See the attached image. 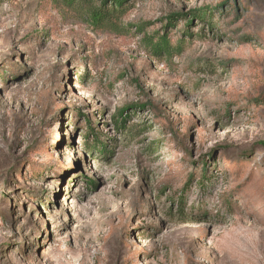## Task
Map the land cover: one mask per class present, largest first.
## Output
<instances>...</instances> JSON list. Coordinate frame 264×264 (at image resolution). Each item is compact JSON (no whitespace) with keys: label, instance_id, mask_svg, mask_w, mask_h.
<instances>
[{"label":"rangeland","instance_id":"obj_1","mask_svg":"<svg viewBox=\"0 0 264 264\" xmlns=\"http://www.w3.org/2000/svg\"><path fill=\"white\" fill-rule=\"evenodd\" d=\"M100 6L0 0V264H264V0Z\"/></svg>","mask_w":264,"mask_h":264},{"label":"trees","instance_id":"obj_2","mask_svg":"<svg viewBox=\"0 0 264 264\" xmlns=\"http://www.w3.org/2000/svg\"><path fill=\"white\" fill-rule=\"evenodd\" d=\"M64 1L68 6L72 7V6L76 5L78 2H80L81 0H64ZM127 1L128 0H101V6L92 13L91 17L95 20V22H98V24H103L104 22H107L110 15H112L113 13H115L117 11H121L122 8L124 7V5L127 3ZM171 17H173V16H171ZM200 18L203 19L202 17H200ZM174 24H175V20H169L168 21L169 26L171 25V27H172ZM185 24H186L187 28L190 26L189 21H185ZM142 30H144V27L142 29H140V31H142ZM147 45L151 48L152 52L157 56H160L162 54L167 56L171 52L168 34H164V35L160 36L157 41H154L153 38L148 39ZM92 132H93V128L90 127V125H88L87 140H88L90 135H94V132L93 133ZM99 140L100 139L96 136L93 140V144L94 145H101V149H105L106 146L104 144H102ZM87 142H89V140ZM85 147L87 150H90V148H91L89 143H86Z\"/></svg>","mask_w":264,"mask_h":264}]
</instances>
